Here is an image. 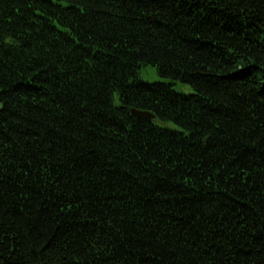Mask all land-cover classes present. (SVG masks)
<instances>
[{"label":"trees","instance_id":"trees-1","mask_svg":"<svg viewBox=\"0 0 264 264\" xmlns=\"http://www.w3.org/2000/svg\"><path fill=\"white\" fill-rule=\"evenodd\" d=\"M0 264H264V0H0Z\"/></svg>","mask_w":264,"mask_h":264},{"label":"rangeland","instance_id":"rangeland-1","mask_svg":"<svg viewBox=\"0 0 264 264\" xmlns=\"http://www.w3.org/2000/svg\"><path fill=\"white\" fill-rule=\"evenodd\" d=\"M143 78L144 80H147V81H156V80H159L157 74H155V72L151 69H147L145 71V73L143 74ZM176 89L179 91V92H182V93H190L192 92V89L190 86L188 85H183V84H178V86L176 87Z\"/></svg>","mask_w":264,"mask_h":264},{"label":"water","instance_id":"water-1","mask_svg":"<svg viewBox=\"0 0 264 264\" xmlns=\"http://www.w3.org/2000/svg\"><path fill=\"white\" fill-rule=\"evenodd\" d=\"M133 115L140 118V119H150L153 120L155 118V115L152 114L151 112H144V111H139L134 109L132 111Z\"/></svg>","mask_w":264,"mask_h":264}]
</instances>
